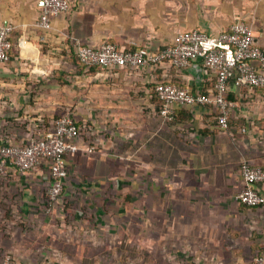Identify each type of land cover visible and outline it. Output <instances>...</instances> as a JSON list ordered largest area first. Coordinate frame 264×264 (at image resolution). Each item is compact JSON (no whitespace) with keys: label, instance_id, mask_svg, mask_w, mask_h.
Here are the masks:
<instances>
[{"label":"crops","instance_id":"crops-1","mask_svg":"<svg viewBox=\"0 0 264 264\" xmlns=\"http://www.w3.org/2000/svg\"><path fill=\"white\" fill-rule=\"evenodd\" d=\"M42 6L0 0V25L15 28L11 60L0 64V144H27L70 114L80 150L68 156L52 213L46 163L0 171V264L7 254L17 264H254L264 207L235 197L240 164L264 167V89L230 87L227 130L212 104L178 106L168 122L156 84L212 95L216 75L201 59L186 69H83L74 41L157 50L182 32L216 36L240 19L264 49V0H72L49 32L37 26ZM122 244L126 256L145 258H119Z\"/></svg>","mask_w":264,"mask_h":264},{"label":"built area","instance_id":"built-area-1","mask_svg":"<svg viewBox=\"0 0 264 264\" xmlns=\"http://www.w3.org/2000/svg\"><path fill=\"white\" fill-rule=\"evenodd\" d=\"M71 10L72 0H43L38 28L44 32L51 31L53 20ZM14 29L10 24L0 25V64H7L11 60ZM74 48L86 69H143L162 63L186 69L201 59L205 67L216 75L212 95L195 94L186 87L170 82L156 84L154 91L160 101V116L168 122L174 120L178 106L212 104L218 110L219 126L227 130L230 112L235 105L226 96L230 87L264 89V49L256 39L251 24L240 19L233 21L216 36L199 30L182 32L174 44L157 50L144 47L123 50L112 42L92 47L78 40L74 41ZM79 131L74 118L66 114L55 121L50 132L32 138L27 144L0 145V171H32L39 164L46 163L51 178L47 212L52 213L63 196L64 181L69 174L68 156L80 150ZM238 174L244 186L236 194V201L248 208L264 207V167L243 161ZM2 264L17 263L13 256L7 254ZM254 264H264V246Z\"/></svg>","mask_w":264,"mask_h":264},{"label":"rangeland","instance_id":"rangeland-1","mask_svg":"<svg viewBox=\"0 0 264 264\" xmlns=\"http://www.w3.org/2000/svg\"><path fill=\"white\" fill-rule=\"evenodd\" d=\"M134 243V245H132L134 248H133V250H131V251H135L134 249H137V247L139 246V248H140V243L138 242V241H134L133 242ZM125 247H127V246H125V245H123L122 244V246H121V248L119 247L118 249H119V258H122V259H126V260H129V261H131V260H134V261H136V260H138V261H141L142 259H144L145 257H142L141 255H140V253L139 252H133V254H131V252H129V250H127V256L124 254V252H125V250L123 251V253H122V250L125 248ZM136 253H137V255H136ZM97 259V258H96ZM97 262V261H96ZM153 262H154V260H153Z\"/></svg>","mask_w":264,"mask_h":264},{"label":"trees","instance_id":"trees-1","mask_svg":"<svg viewBox=\"0 0 264 264\" xmlns=\"http://www.w3.org/2000/svg\"><path fill=\"white\" fill-rule=\"evenodd\" d=\"M76 58H77V60H78V63H79V65L81 66V68H85V66L80 62V60L78 59V57L76 56ZM93 68H97V67H93ZM1 145V144H0ZM6 145H8V144H6Z\"/></svg>","mask_w":264,"mask_h":264}]
</instances>
